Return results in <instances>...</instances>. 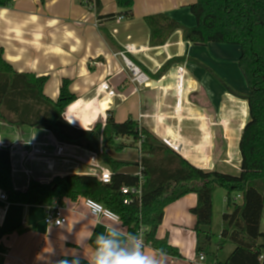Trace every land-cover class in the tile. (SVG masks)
<instances>
[{
  "label": "crops",
  "instance_id": "1",
  "mask_svg": "<svg viewBox=\"0 0 264 264\" xmlns=\"http://www.w3.org/2000/svg\"><path fill=\"white\" fill-rule=\"evenodd\" d=\"M100 2V16L115 15L113 20L99 19L95 5L84 0H46L44 4L40 0H15L0 7L3 58L18 73L46 76L44 94L54 101L63 81H68L76 99L67 107L64 119L75 128L92 129L96 123L105 124L108 116L118 123L132 119L171 148L176 147L191 164L238 173L239 142L249 118V89L238 65L240 47L197 45L185 41L180 30L163 45L151 43L145 17L162 13L185 27H194L197 21L189 7L196 0H134L132 18L119 15L115 0ZM121 52L150 77L151 85L139 87L133 82ZM177 59L181 60L159 75L163 65ZM50 139L49 134L36 129L0 123V142L8 146L36 142L43 153L28 160L20 149L14 151L16 190L26 189L30 180L48 183L58 176L90 173L89 164L98 161L95 154L80 148L73 150L77 159L55 158L53 148L45 144ZM83 201L64 199L58 203L65 208L67 222L63 227L69 234L45 224L44 206L0 200V264H43L38 254L49 253L52 248L59 253L61 234L69 238L64 246L73 247L75 237L90 236L93 227L95 232L103 231ZM196 204L194 193L179 199L166 208L162 224L183 229L189 222L186 212ZM157 237L165 236L157 233ZM234 248L222 260L216 258L209 264L225 261ZM182 257L167 255L166 264H193Z\"/></svg>",
  "mask_w": 264,
  "mask_h": 264
},
{
  "label": "trees",
  "instance_id": "2",
  "mask_svg": "<svg viewBox=\"0 0 264 264\" xmlns=\"http://www.w3.org/2000/svg\"><path fill=\"white\" fill-rule=\"evenodd\" d=\"M14 1L0 0V7L10 6ZM84 1L95 5L99 19L115 18V15L100 16V0ZM115 1L121 10L119 15L133 17L134 0ZM40 2L44 4L46 0ZM189 9L197 21L194 27H185L162 13L149 15L144 21L150 30L151 43L156 45L165 44L180 30L185 41L197 45L218 43L240 47L238 65L249 89L246 97L249 118L239 142L238 173L207 170L191 164L132 119L118 123L108 116L105 124L96 123L92 129L75 128L64 119L67 107L76 99L69 82L63 81L56 101L48 98L44 94L48 78L16 72L3 58L0 47V123L36 129L60 144L94 153L112 174L110 183L89 174L58 176L48 183L30 180L26 189L18 191L14 187L10 151L0 148V188L6 192L8 202L15 204L45 206L54 201L61 204L64 199L73 202L93 199L118 214L129 231H142L148 246L163 248L167 255L178 258L182 255L169 244L168 237H157L166 208L186 195H197V204L192 209L196 218V253L211 254L214 193L223 188L227 192V207L232 210L222 216L219 244L230 242L235 248L225 261L215 264H264V230L261 229L264 212V0H196ZM126 56L129 58L127 53ZM180 60L168 61L159 75ZM133 146L140 149V159L139 156L135 160L120 157L125 149ZM140 167L143 174L141 198L124 205L121 189L138 186L136 172ZM239 194L240 203L233 201Z\"/></svg>",
  "mask_w": 264,
  "mask_h": 264
},
{
  "label": "clouds",
  "instance_id": "3",
  "mask_svg": "<svg viewBox=\"0 0 264 264\" xmlns=\"http://www.w3.org/2000/svg\"><path fill=\"white\" fill-rule=\"evenodd\" d=\"M89 207L90 214L94 219L98 218L97 223L103 226V231L95 232L93 227L90 236L79 240L75 237L73 247L64 246L69 238L61 234L60 252L52 248L49 253L38 254V260L43 264H166L164 249H150L143 234L126 229L118 214L102 212L101 205L91 201ZM54 223L67 231L63 227L64 221L57 219Z\"/></svg>",
  "mask_w": 264,
  "mask_h": 264
},
{
  "label": "built area",
  "instance_id": "4",
  "mask_svg": "<svg viewBox=\"0 0 264 264\" xmlns=\"http://www.w3.org/2000/svg\"><path fill=\"white\" fill-rule=\"evenodd\" d=\"M120 55L123 58V60L126 62L127 66L130 68L131 73H132L133 82L135 84H137L139 87H143L145 85H151L150 84L151 83L150 77L146 73H144L136 64H134L126 56V53L121 52ZM37 144L38 143H36V142H33L30 145H22L21 143H18L16 145H9L8 146V145L0 142V148H2V149L5 148V149H8L10 151L11 161H12L14 151H16V149H20L22 151L21 156L23 158L28 159V160H34V159L41 157L43 154L42 150L38 147ZM45 144H47V146L53 148V157H55V158H61V159H69V158L75 159L76 158L74 156L75 154L73 153V150H75L77 148L74 149V147H72L70 145L60 144L57 141H55L53 138L51 139L50 142H46ZM140 144H141V142H140ZM140 144H139V146H140ZM173 149L176 151L177 148L174 147ZM139 150L140 149L138 148V152H139ZM96 157H97V155H96ZM140 157H141V155L139 153V159H140ZM97 159H98V157H97ZM80 161H82V160H80ZM85 163H87V162H85ZM89 165L92 167V170L90 171V173H86V174L95 176L98 180H100L103 183H110L111 182L112 174H111L110 169L107 168L106 166L101 165L99 162V159L97 162L90 163ZM22 171L26 172L27 170L22 169ZM136 174L139 178L138 186L133 187V188L123 187L121 189L122 194L125 197L124 198V205H129L131 203L132 199H140L141 198L142 183H143V174H142L141 167L137 170ZM0 200L5 201V202L8 201V197H7L6 192H4L1 188H0ZM238 200H241L240 194L236 195L233 198V201L238 202ZM90 201L101 205L100 210L102 212L111 211L108 208L104 207L101 203H99L93 199H84V201H83L84 205L87 208V210L89 211V213L91 211L90 207H89ZM64 211H65V208L62 207L61 205H59L56 201H54L52 204L45 205L44 206L45 224L49 227H57L54 222H55V220L60 219V220L64 221V225H65L67 222V218L65 216ZM97 219L98 218H95V220H97ZM50 221L52 222V224L49 223ZM141 233H142V231H141ZM205 260H206L205 254L200 253L198 255L197 259L195 260V263L196 264H202V263H205Z\"/></svg>",
  "mask_w": 264,
  "mask_h": 264
},
{
  "label": "rangeland",
  "instance_id": "5",
  "mask_svg": "<svg viewBox=\"0 0 264 264\" xmlns=\"http://www.w3.org/2000/svg\"><path fill=\"white\" fill-rule=\"evenodd\" d=\"M70 146L77 148L76 146H73V145H70ZM125 150L127 154L125 155V151H123L122 155H120V157L123 159H131V160L134 159L135 160L139 156L138 149L134 146L132 148L130 147ZM226 195H227V192L223 188H218L214 194L212 244H211L212 253L205 255L206 261L208 264L211 262H214L216 258L217 259L219 258L220 260H222L226 252H231L229 251V249L232 250L233 248V245L231 243L224 244L223 245L225 246L224 248H221L220 247L221 245L219 244V236H220V231L222 228V213L225 211L232 210V208L227 207V198H226V202L224 199ZM238 203H240V200H238ZM186 218L188 219L189 222L185 224L183 229L179 230V229L172 228L171 225L162 224L159 227L157 233L165 237L167 236L169 244L179 249V251L183 255L182 258H186L190 260L193 264H196L195 260L197 259L199 254L196 253V235L193 229L194 224H195V217L192 211L186 212Z\"/></svg>",
  "mask_w": 264,
  "mask_h": 264
}]
</instances>
